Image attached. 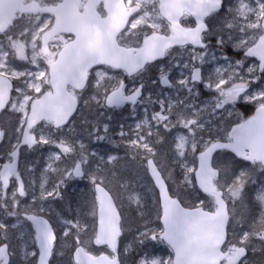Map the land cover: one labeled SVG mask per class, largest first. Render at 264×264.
<instances>
[{
  "label": "snow or ice",
  "instance_id": "6c2138e0",
  "mask_svg": "<svg viewBox=\"0 0 264 264\" xmlns=\"http://www.w3.org/2000/svg\"><path fill=\"white\" fill-rule=\"evenodd\" d=\"M0 264H264V0H0Z\"/></svg>",
  "mask_w": 264,
  "mask_h": 264
},
{
  "label": "rangeland",
  "instance_id": "374dc122",
  "mask_svg": "<svg viewBox=\"0 0 264 264\" xmlns=\"http://www.w3.org/2000/svg\"><path fill=\"white\" fill-rule=\"evenodd\" d=\"M125 119H127V113H124V115H120L119 113L115 114L114 115L113 126H115V123L116 122H120V121H123ZM129 122H131V121H129ZM110 149H111V145L104 144V145L99 146V151L102 152V153L103 152H106V151H110ZM121 153L122 154H120V155H123V152H121ZM111 154H114V153H111ZM37 155H40V154H37ZM30 158H32V157H30ZM40 163H43V158L41 159V162ZM121 167L122 168L127 167V164L126 163L125 164H122ZM87 183H88L87 181L74 182L71 185V187L69 188V191L72 193V195L76 199L79 200V199H81L82 194L88 191V188L85 187V185ZM54 207H57V206L54 205ZM149 207H151V204H149ZM129 239H131V238H129ZM164 247H166V246L165 245H161V244H156L154 246L153 245H149L147 251L149 253H153L155 255L161 256V254H163L165 252L164 249H167V247L166 248H164ZM164 256H166V254Z\"/></svg>",
  "mask_w": 264,
  "mask_h": 264
},
{
  "label": "flooded vegetation",
  "instance_id": "af4514ba",
  "mask_svg": "<svg viewBox=\"0 0 264 264\" xmlns=\"http://www.w3.org/2000/svg\"><path fill=\"white\" fill-rule=\"evenodd\" d=\"M237 58L239 59L241 57H237ZM253 113H254V107L253 106L238 105L236 108L235 114L232 117H229V119H235L236 116L248 117V116L252 115Z\"/></svg>",
  "mask_w": 264,
  "mask_h": 264
},
{
  "label": "trees",
  "instance_id": "16d2710c",
  "mask_svg": "<svg viewBox=\"0 0 264 264\" xmlns=\"http://www.w3.org/2000/svg\"><path fill=\"white\" fill-rule=\"evenodd\" d=\"M33 158V157H32ZM43 158V156L41 155H37L35 156L33 159H36L38 162H41V159Z\"/></svg>",
  "mask_w": 264,
  "mask_h": 264
}]
</instances>
